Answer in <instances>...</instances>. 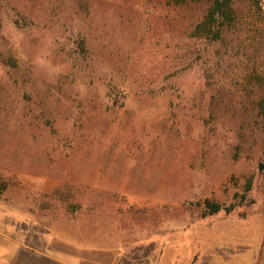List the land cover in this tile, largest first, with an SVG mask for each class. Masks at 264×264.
I'll return each mask as SVG.
<instances>
[{"label":"rangeland","instance_id":"rangeland-1","mask_svg":"<svg viewBox=\"0 0 264 264\" xmlns=\"http://www.w3.org/2000/svg\"><path fill=\"white\" fill-rule=\"evenodd\" d=\"M211 2L0 0V264H264V0Z\"/></svg>","mask_w":264,"mask_h":264},{"label":"trees","instance_id":"trees-1","mask_svg":"<svg viewBox=\"0 0 264 264\" xmlns=\"http://www.w3.org/2000/svg\"><path fill=\"white\" fill-rule=\"evenodd\" d=\"M175 3H180L183 0H173ZM211 5L208 8V12L203 21H201L198 25L199 29L206 31L207 33L217 28V34H220L221 28L220 23L225 22L232 17V6L231 0H211ZM259 110L264 114V99H261L259 102ZM7 188V183H0V191H3ZM251 190V186L246 188V190L236 196H239V199L236 203H232L231 205H224L219 201L212 200L210 198H206L204 200V209L206 214H214L220 212L222 210L230 213L233 211L237 205H241L243 203L250 202V198L248 196L249 191Z\"/></svg>","mask_w":264,"mask_h":264},{"label":"crops","instance_id":"crops-1","mask_svg":"<svg viewBox=\"0 0 264 264\" xmlns=\"http://www.w3.org/2000/svg\"><path fill=\"white\" fill-rule=\"evenodd\" d=\"M60 254H62V255H60ZM60 254L57 252H54L52 257L53 258H59L62 260V262L66 263V264L71 263V260L68 259V258H70V256L65 255V253H60Z\"/></svg>","mask_w":264,"mask_h":264},{"label":"water","instance_id":"water-1","mask_svg":"<svg viewBox=\"0 0 264 264\" xmlns=\"http://www.w3.org/2000/svg\"><path fill=\"white\" fill-rule=\"evenodd\" d=\"M261 168H262V165H261Z\"/></svg>","mask_w":264,"mask_h":264}]
</instances>
